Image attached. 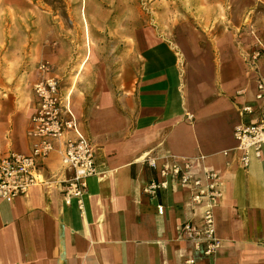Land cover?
<instances>
[{
	"label": "crops",
	"instance_id": "crops-1",
	"mask_svg": "<svg viewBox=\"0 0 264 264\" xmlns=\"http://www.w3.org/2000/svg\"><path fill=\"white\" fill-rule=\"evenodd\" d=\"M246 41L175 47L161 41L145 47L133 85L115 96L97 92L80 130L94 145L96 174L86 179L79 207L63 200L62 167L57 144L41 162L43 183L12 200L0 197V264H264V144L247 167L233 134L255 113L257 77L264 80V54L258 72H246L244 56L254 35L264 45V31L252 28ZM228 40V39H227ZM36 105L20 96L0 111V151L28 153L30 116ZM157 165L193 163L192 171L219 173L221 195L214 209L219 245L204 255L178 236L185 221L201 223L202 207L192 191L173 178L151 197L143 191ZM161 204L162 213L157 210Z\"/></svg>",
	"mask_w": 264,
	"mask_h": 264
},
{
	"label": "rangeland",
	"instance_id": "rangeland-1",
	"mask_svg": "<svg viewBox=\"0 0 264 264\" xmlns=\"http://www.w3.org/2000/svg\"><path fill=\"white\" fill-rule=\"evenodd\" d=\"M252 28L264 31V0H0V111L31 102L47 62L84 121L97 92L133 85L150 44L238 47Z\"/></svg>",
	"mask_w": 264,
	"mask_h": 264
},
{
	"label": "built area",
	"instance_id": "built-area-1",
	"mask_svg": "<svg viewBox=\"0 0 264 264\" xmlns=\"http://www.w3.org/2000/svg\"><path fill=\"white\" fill-rule=\"evenodd\" d=\"M252 49L245 54V71L258 72L259 59L264 54L261 39L254 35ZM49 64L42 62L39 70L43 77L34 85L36 105L30 116L28 134L32 139L28 153L15 150L0 151V197L12 200L27 193L32 186L43 183L40 174L43 162L58 146L62 167L70 172L62 184L63 200L69 204L73 198L79 207L86 188V179L97 172L95 150L92 142L80 130L77 118L71 109L67 96L62 95L58 80L49 75ZM254 100L256 105L241 106L242 113H255L249 123L237 124L233 129L234 137L242 154L243 167H247L251 154L260 155L264 144V80L257 77ZM147 163L156 170V177L151 179L143 191L151 197L168 186V179L177 180L182 186L192 191V204L202 207L201 223L191 220L178 227V236L193 244V248L204 255L213 254L218 248L214 209L221 195L219 173L202 169V176L192 171L193 163L186 160L183 166L174 161H165L157 165L154 158H147ZM162 205L157 210L162 213ZM193 258L184 260V264H194Z\"/></svg>",
	"mask_w": 264,
	"mask_h": 264
}]
</instances>
